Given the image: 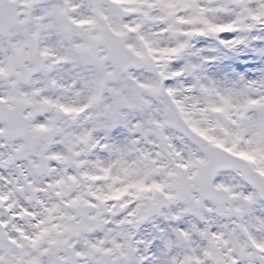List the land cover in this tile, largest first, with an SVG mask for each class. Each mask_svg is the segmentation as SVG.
<instances>
[{
    "label": "snow or ice",
    "instance_id": "1",
    "mask_svg": "<svg viewBox=\"0 0 264 264\" xmlns=\"http://www.w3.org/2000/svg\"><path fill=\"white\" fill-rule=\"evenodd\" d=\"M0 264H264V0H0Z\"/></svg>",
    "mask_w": 264,
    "mask_h": 264
}]
</instances>
